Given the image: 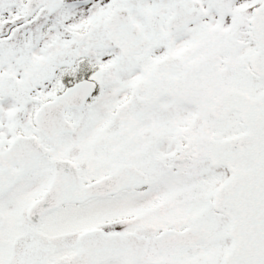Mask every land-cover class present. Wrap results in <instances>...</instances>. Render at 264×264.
<instances>
[{
  "label": "snow or ice",
  "instance_id": "6c2138e0",
  "mask_svg": "<svg viewBox=\"0 0 264 264\" xmlns=\"http://www.w3.org/2000/svg\"><path fill=\"white\" fill-rule=\"evenodd\" d=\"M0 264H264V0H0Z\"/></svg>",
  "mask_w": 264,
  "mask_h": 264
}]
</instances>
